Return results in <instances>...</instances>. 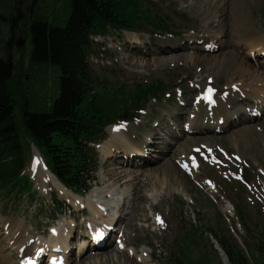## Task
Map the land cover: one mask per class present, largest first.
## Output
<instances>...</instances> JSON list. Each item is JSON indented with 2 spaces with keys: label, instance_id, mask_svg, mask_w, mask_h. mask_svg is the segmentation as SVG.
Wrapping results in <instances>:
<instances>
[{
  "label": "rangeland",
  "instance_id": "obj_1",
  "mask_svg": "<svg viewBox=\"0 0 264 264\" xmlns=\"http://www.w3.org/2000/svg\"><path fill=\"white\" fill-rule=\"evenodd\" d=\"M134 1L136 6L133 2L128 10L143 11L144 16L151 19L142 22L140 27L136 26L139 30H114L108 36L96 38L89 58L95 92L98 93L94 96V103L98 107L102 106L101 120L109 121L103 135L92 145L99 154V168L90 191H93L96 197L88 201L83 196L80 201L72 195L61 196L50 179L44 182L40 180L38 184L32 173L35 163L33 146L36 145L21 127L23 162L17 181L23 190L30 194L17 192L16 189L12 194L0 195V222L14 221L21 225L25 228L26 237L30 241L39 239L43 248L44 243L47 244L52 238L56 240L64 233V236H69L70 239V264H87L94 261L100 263L101 258L107 261L103 264H224L223 257L215 247L217 241L212 234L216 232L221 236H228L229 240V236H233L249 264H264V114L260 116L262 109L259 110L254 100L240 97V102L234 100L228 107L229 112L237 109L242 112L246 109L249 111L247 115L253 119V128L257 126L249 136L240 129L242 126H239L210 134L188 132L180 137L179 127L176 129L175 121L167 113L168 110L175 109L176 115H191L204 103L205 91L202 88L208 84L216 88L214 91L217 92V97L225 100L226 96L236 94L237 89L242 87L240 83L231 84L240 79L232 76L226 65L221 69L203 70L202 66L197 68L191 62H165V58H171L172 52L178 46H184L183 51L188 55L196 52L217 58L224 57V53L231 49L224 51L219 42L215 43L217 47H214V40H227L232 30L229 25L223 28V32L217 27L218 24H214L216 28H210L214 17H202L198 9L192 10L194 0ZM226 1L227 6L229 3H238L244 15L255 23L254 26L264 31V0H257L252 6L243 5L241 0ZM12 3L5 2L8 6ZM30 3L31 0H26L22 5L26 17H22L17 23L18 30L12 45L13 74L9 88L17 101L30 95L31 102L38 104V107L33 109H42L46 101L44 97H33L35 82H43L54 88L53 76L57 71L48 68V77L38 72V79L29 80L32 71V45L27 8ZM42 7L49 8V0L43 3ZM3 14L7 15L5 12ZM154 14L160 17L153 19ZM127 17L132 21L131 16ZM65 18L66 14L61 13L59 22L63 23ZM133 23L128 26L134 27ZM220 33H227L224 34L226 37ZM130 34L137 36L132 37ZM7 38V27L4 23L0 26V43L5 42ZM18 38L25 40L22 48L15 45ZM235 43L236 40L232 42ZM127 49L136 51L134 53L139 49L148 50V67L138 59H129L126 56ZM248 52L249 46H244L237 56L240 60L250 59L254 67L259 68L255 65L260 59H264V56H258L259 53L248 56ZM155 57L163 62L155 64L149 60ZM203 77L206 79L203 80ZM243 81L247 82V86H251L252 79L245 78ZM154 84L162 86V91L152 96L147 105L136 106L137 102L132 99L139 90L138 87ZM44 88H47L46 85ZM260 93L264 96L263 92ZM229 101H232L231 98ZM17 110L20 114L18 108ZM253 114L259 116L254 117ZM232 118L239 120L234 114L230 119ZM113 127H133L131 135L126 133L123 138L128 135L131 142L138 144H152L149 141L152 137L147 136L164 130L161 132L163 139L159 146L165 151L162 153L158 149L155 153L146 152V160L150 162L147 166L141 152L132 148L129 153L125 149L132 146L126 140L125 147L119 142L115 145L113 141H109L113 140V137L108 130L114 129ZM244 134L249 138L241 136ZM176 135L180 138H176ZM164 142L170 144V149ZM108 145L111 146L110 151ZM183 150L187 152V157H190V166L194 172L185 162L178 161L177 155ZM154 154L157 156H153ZM143 166L148 167V170H135ZM121 170H132L135 173L124 180V185L119 180L120 183L117 184L121 187L118 188L114 186L115 181L112 180L111 174L116 177L124 175ZM148 174L153 177L148 178ZM109 193H121L118 197L125 198L124 210L122 208L117 212V199H105ZM5 199H11V202ZM54 200H60V203ZM59 206L63 213L56 215L54 212L60 210ZM94 208L101 214L96 213ZM119 213L122 220H119L116 230L108 229V239L103 242L105 245L111 244V248L116 250L113 259L112 253L104 248L105 245L95 248L92 244H99L104 238L105 230L101 225L107 224L113 214ZM1 226L2 223L0 232H5L8 236L7 230H2ZM97 226H100V232L99 237L95 239ZM43 251L40 264H48L49 255L45 253L46 249ZM10 252L16 257L15 251ZM20 255H24V249H20ZM87 256L90 259L84 262L83 257ZM96 256L100 259L92 260Z\"/></svg>",
  "mask_w": 264,
  "mask_h": 264
},
{
  "label": "trees",
  "instance_id": "obj_2",
  "mask_svg": "<svg viewBox=\"0 0 264 264\" xmlns=\"http://www.w3.org/2000/svg\"><path fill=\"white\" fill-rule=\"evenodd\" d=\"M6 1L13 3L8 6ZM25 1L0 0V26L5 23L8 34L7 40L0 43V195L12 194L16 189L30 194L17 181L23 162L21 127L46 159L52 174L66 188L84 194L91 188L99 166L92 145L109 123L101 120V104L98 107L94 103L98 93L89 62L92 46L96 38L108 36L111 31L139 30L141 23L151 17L144 16L143 11H129L133 2L136 6L134 0H49L47 9L42 4L48 0H31L27 8L32 45L29 80L38 79L39 73L48 77V68L57 71L53 76L54 88L35 82L33 97H44L46 104L42 109H33L38 104L31 102L30 95L17 101L9 88L13 74L12 45L18 21L26 17L22 6ZM61 13L66 14L63 23L59 22ZM129 23L134 27L130 28ZM138 88L132 100L141 107L162 91V86L155 84ZM60 211L62 208L55 213ZM212 235L229 264H249L233 236L229 240L217 232Z\"/></svg>",
  "mask_w": 264,
  "mask_h": 264
},
{
  "label": "bare ground",
  "instance_id": "obj_3",
  "mask_svg": "<svg viewBox=\"0 0 264 264\" xmlns=\"http://www.w3.org/2000/svg\"><path fill=\"white\" fill-rule=\"evenodd\" d=\"M241 1L244 2L243 5L247 4L249 6H252L256 3L257 0H241ZM146 2L150 3L149 1H146ZM238 2H239V0H238ZM191 7H192V4H191ZM193 8H195L194 10L198 9L200 11V13H202V15H201L202 17L203 16H207V17L213 16L214 17V19L212 20V24H210V28H212V29L216 28V27H214V24H218L217 27L221 28L222 32H223V28L225 26L226 27L228 25L230 26V29L232 31L227 36V40H225V41H223V39H218V41L214 40V44L219 42V43H221V47L224 48V51L226 49H231V50L229 52L224 53V57H220V58L218 57L217 58V56L214 57L212 55L196 53V52L191 54V55H188L185 51H183L184 46H178L177 49H175L172 52L173 54H172V56H170L171 58H165V59H167L165 62L168 63V62H173L176 60L181 61L183 63L184 62H191V63H194L197 66V68H200L202 66L203 70L208 69V68H210V70L211 69H218V68L221 69L222 66L226 65V67L228 68V70L232 74V76H236V78H239L240 80H242V81L235 80V81L231 82V84L232 83H240L242 87L237 89L236 94H229V96H226L227 100H225L223 98L217 97V94H216L217 92L214 91V89H216V88L214 86L208 84L209 86L207 85V86H205V88H202L205 91V95L203 96L204 103L200 107H198L195 110V112L191 113V115L189 113L188 117L186 116L187 118L185 117V115H183V117H182V115L179 113H177V115H176L175 109L168 110L167 113L170 116V118H172L175 121L176 124H174V126L176 127V129L179 127L178 132H180V137L188 134V132H196V133L200 132V133L210 134V133L221 131V130H228L231 127H239V126H242L240 129L249 136V133L253 132L254 129L257 128V126H255L253 128V125L251 123V121L253 119L249 118V116L247 115V112H249V111L246 109V111L244 110V112H242L240 109H237L233 112H229L228 107L233 103L234 100L237 102H240V98L241 99L243 98V99H248V100H254L255 103H257L258 107L260 108L259 110L262 109V112L264 114V104H263L264 103L263 102L264 96L260 95L261 94L260 92H263V94H264V62H263L264 59H260V61L257 63V65H255L259 68H255L254 64H252V61L250 59L244 60L241 57L242 60H240L237 56V53H240V51L242 50V48L244 46L245 47L249 46V52L247 54L248 56H255L256 53H259L258 56H260V55L264 56V31L262 29H260L259 27L254 26L255 23L250 19V17H247L246 15H244V13L242 12L243 11L242 7L238 3H235V4L229 3L227 6L226 0H194L193 7L191 9L193 10ZM157 17H160V15L154 14L153 19H157ZM211 25H212V27H211ZM220 34L223 36L224 34H227V33H220ZM130 35L132 37L137 36L134 34H130ZM224 37H226V36L224 35ZM228 37H229V40H228ZM234 40H236V43L232 44V42ZM129 42H131V40ZM214 44H213V46L217 47L216 46L217 44H215V45ZM127 50L128 51H126V56H128L129 59H134V58L138 59L140 62H145V67H148V65H149L148 62L150 63V61H148V59H147V57L149 56L148 50H145V49L140 50L139 49V51H138L139 53L138 52L134 53V52H136L134 50H130V49H127ZM131 51H133V52H131ZM156 52H158V51H156ZM143 55H144V57H142ZM134 56H137V57H134ZM149 60L153 61L155 64H160L161 62H163L162 60H160L159 58H156V57L149 59ZM140 66L143 67V65H140ZM206 77H203V80H205ZM245 78L252 79V81H250L251 86H247V82L243 81ZM231 79L233 80L234 78H231ZM260 83H262V84L259 87ZM157 84H161V83L157 82ZM261 89L263 91H261ZM230 98L232 101H229ZM233 114L235 115L236 118L237 117L239 118L238 121L235 120L234 118L230 119ZM263 114H262V116H263ZM253 116L258 117L259 115L253 114ZM182 120L184 121L183 123L181 122ZM226 126H227V128H225ZM121 127H125V126H121ZM113 128L114 129H112V130L109 129L110 131L108 130V132L111 133V135L113 137V140H109V141H113L115 145H116V142H119L121 144V146H124V147H125L124 143H126V142L128 144H131L132 146H128L125 149H127L129 153H130L132 148H135L139 152H141L145 157L143 159H145L144 163L147 164V166H148V163H150V162L148 160H146V158H148V155L146 156V152L149 153V151H153L155 153L156 152L155 150H158V149L162 153H163V151H165L163 148H161L159 146L160 142L163 139L162 138L163 135L161 132H163L164 130L163 131L159 130L156 133H153V135L147 136V138L152 137V138H149V141L152 142V144L148 143V142H143L142 144H138L137 142H134V143L131 142L129 140L130 136H128V135H126V137L123 138V135L126 133L131 135V129H133V127H131V128L127 127L128 129H125V128L119 129L117 127H113ZM115 128H117V129H115ZM247 135L244 134L241 136L246 138L245 136H247ZM248 136H247V138H249ZM175 137L180 138L178 135H176ZM125 140H126V142H125ZM164 144L167 146L168 149H170L169 143L167 144L166 142H164ZM105 145H106V143H105ZM105 145H103V146H105ZM133 145H135V146H133ZM110 149H111V146H109L108 151H110ZM135 149H134V151H135ZM102 150L105 152L104 148H102ZM134 151H132V152H134ZM33 154H34V158H35V163H34L33 167L32 166L31 167L33 169L32 173L35 176V178L37 179L36 181L38 184L40 183V180H41V182H44L47 179H50L51 182H53V186H55L56 189H58L61 196L72 195V196L80 199V201L83 200V197L75 195L72 191L65 188L56 179V177L46 168L44 160L41 157L40 153L38 152V150L36 149L35 146H33ZM153 156H157V155L154 154ZM177 157L179 159L178 161L185 162L187 164V166L191 165L190 157H187V152L185 150L179 152ZM138 158H139V156H138ZM158 159H160V157H158ZM158 159L156 160L157 163L159 162ZM121 163H122V161H121ZM123 164H125V163H123ZM119 169H121V168H119ZM135 170H137V172L145 171V170H148V167L143 166V167L135 168ZM138 170H140V171H138ZM190 170L193 171V168L191 166H190ZM114 171H115V169H114ZM119 171H117V172H119ZM193 172H192V174H193ZM46 173L49 174L51 177H49ZM122 173H125V174L124 175H118L117 177L114 176L113 174H111L113 176L112 180L115 181V183H114L115 187L116 186L118 188L121 187V185L117 184V183H120V181H122L123 183H121V184L124 185V183H126V181H124V180L133 176L132 174H134L135 171H132V170L130 172L122 171ZM147 177L151 178L153 176L148 174ZM55 181L57 184L55 183ZM63 189L66 191L65 193H64ZM125 191H128V189H125ZM68 192H70L71 194H67ZM181 193L184 194L183 195L184 197L186 196L183 191ZM120 194L121 193H116V194L109 193V195L105 196V199H107L109 201H113L114 199L118 200L117 212L121 211L122 208L124 210L125 198L124 197L123 198L118 197ZM95 197L96 196H94V193L92 191L85 196V199L88 201H91ZM98 197H100V196H98ZM110 197H113V198H110ZM119 198H121V199H119ZM88 203H90V202H88ZM94 210L96 213L101 214V212L98 209L94 208ZM113 215H115V216H112V218L110 219L111 221H116V223H118L119 220H122L121 219L122 215L120 213H119V215H117V214H113ZM111 221L107 222V224L101 225V227H104L103 229L105 230V231H103L104 238L99 241L100 242L99 244L94 242L92 244L93 247L100 248V247L105 245L104 240L108 239L106 236V232L108 231V229L112 225ZM0 223H2V226H1L2 230L6 229L7 234H8V236H7L5 234V232H0V264H22V263H27V262L32 261V260L39 261L40 260V254L42 253V251L44 249H47V247H49L50 244H52L51 249L52 248H59V249H62L63 252H65V260L62 259L61 260L62 262L60 264H66V263L68 264L69 263L68 254H69V251L71 250L70 249V239H69V236H64V233H62L61 236H59L56 240L53 238L51 240L49 239L50 241H48L47 244L46 243H44L45 245L43 244L45 246L43 248L42 245L39 244V241H38L39 239L30 241L29 238L26 237L25 228L22 227L21 225L14 223V221H4V222L1 221ZM103 223H104V221H103ZM99 227L100 226L96 227L97 233L94 235L95 239L98 238V232H100V231H98L100 229ZM71 234H72V232H71ZM52 236H53V234H52ZM53 242H56V243L58 242V244L62 245V246L57 247L55 245H58V244H55ZM111 246L112 245L108 243L104 246V248H106L108 252L112 253V258L114 259L113 254L116 250L111 248ZM20 249H24V255H22V256L20 255ZM10 251H15L16 257H14V255L12 256ZM60 256H61V254H58V255L54 256L53 258H51V260L54 261L55 257H60ZM56 259H58V258H56ZM89 259L90 258L88 256L83 257L84 262L88 261ZM96 259H100V258H98L96 256L92 260H96ZM100 260H101L100 263H98L97 261H94V262H90L87 264H103V263L107 262V261L103 260L102 258ZM148 262H149V259H148ZM84 264H86V262Z\"/></svg>",
  "mask_w": 264,
  "mask_h": 264
},
{
  "label": "water",
  "instance_id": "obj_4",
  "mask_svg": "<svg viewBox=\"0 0 264 264\" xmlns=\"http://www.w3.org/2000/svg\"><path fill=\"white\" fill-rule=\"evenodd\" d=\"M25 44V40H22L21 38H19V39H17V41H16V46H17V48H22V46ZM222 252V251H221ZM222 254H224L223 252H222ZM226 264H227V259H226Z\"/></svg>",
  "mask_w": 264,
  "mask_h": 264
}]
</instances>
